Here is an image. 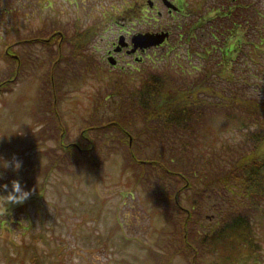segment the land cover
I'll list each match as a JSON object with an SVG mask.
<instances>
[{
  "label": "rangeland",
  "instance_id": "obj_1",
  "mask_svg": "<svg viewBox=\"0 0 264 264\" xmlns=\"http://www.w3.org/2000/svg\"><path fill=\"white\" fill-rule=\"evenodd\" d=\"M68 1L54 0L57 4L55 10H29L31 0H0V87L10 81L8 70L13 65L12 57L24 63L17 79L9 82V89H0V163L9 165L6 169L0 167L3 174L0 184H8L7 191L0 188V195L11 191L12 180L20 181L23 190L30 192L22 204L10 203L7 212L0 208V240L14 244L16 248L11 246L10 251L19 250L17 246L22 240L32 242L38 253L45 249L50 257L56 255L60 264H190V259L183 255H175L169 263L164 255L157 257L155 262L148 255L147 247L156 246L162 218L152 209L153 205L147 203L143 187L134 185L131 171L121 172L127 146L111 142L110 136L115 130L103 134L98 129L88 132L97 141L98 151L93 154V162L83 164L58 162L63 156L70 155L61 152L66 149L60 141L42 140L44 134L38 132L45 122H64L67 129L64 135H60L62 144L75 149L88 122L94 125L119 122L135 135L126 137L129 142L137 140L133 149L138 156L153 160L158 157L168 162L171 152L178 150L179 153L178 148L185 145L190 149V132H176L174 129L160 135L146 130L140 133L137 128L145 122H190V102L186 100L192 96L190 78L206 66L211 67V81L224 87L221 94L241 92L244 95L241 79L245 78L246 84L253 85V80L258 82V78L264 75V55H258L261 63H250L247 56L249 46H244L248 40L255 42L252 37L255 29H258L257 38L261 35L264 38V27L244 21L236 12L239 6L231 5L230 15L227 14L224 20L230 26L226 38L223 33L226 24L220 30L210 28V25L217 26L218 15H224L229 4L224 3L217 9L219 6L212 3L213 0H184L183 12L189 15L177 13L175 17L167 13L160 0H150V3L149 0H97L98 10L93 12L81 4L82 9L73 10L67 5ZM80 1L86 6L91 0ZM140 7L146 10L145 16L144 12L139 13ZM157 10L161 13L158 14ZM233 20L237 23L233 24ZM49 21L51 25L47 24ZM66 22L76 24L78 34L67 26V42L60 43L58 35L51 41L49 33L58 28L62 31ZM60 23L63 25L59 26ZM165 29L170 30L165 42L139 50L134 56L121 53L112 58L113 61L107 59V51L113 42L117 43L119 35L144 32L161 35ZM203 30L206 34L209 31L218 36L201 41L211 49L205 57L201 52L203 47L196 41ZM242 47L248 52L237 54ZM190 48H194L192 54ZM2 55L9 56L11 65ZM52 57L61 61L49 78ZM149 67L163 68L173 74V78L170 75L165 77L172 87L164 89L163 112H158V117L153 119H145V113L150 115L148 112L133 110L124 99L134 90L132 84L138 85ZM227 74L235 78L229 86L222 85ZM175 76L178 82L184 80L186 87L189 81V89L180 88L174 81ZM121 86L129 93L120 97L118 89ZM206 97L219 100L216 96ZM180 106L187 107L185 114L178 111ZM203 122H214L217 126L226 121L216 114L206 115ZM213 130L207 131V138L198 137L201 140L199 148L203 147L208 153L210 149L220 150L226 139L235 143L240 137L235 130ZM105 137L110 138L102 140ZM110 144L115 148L112 146L109 151H114L108 154ZM104 155L106 159L101 157ZM15 161L21 163L17 171L11 167ZM136 168L133 166V170ZM257 170L264 173V168ZM196 183L201 184L200 181ZM260 191H264V183ZM188 192L190 194L183 193L180 197L186 206L190 205L186 195L191 196V190ZM206 192V203L200 205L209 224L225 208L245 211L240 197L245 199L237 196L236 202L226 186H213ZM258 218L263 219L261 215ZM253 228L255 235L260 236L258 253L264 255V231ZM36 236L45 239L38 240ZM215 247L217 255L225 257L223 264H264V259L248 253L247 245L234 244L233 251L224 249L219 243ZM3 248L0 245V264H8L1 253ZM214 258L205 254L207 262Z\"/></svg>",
  "mask_w": 264,
  "mask_h": 264
},
{
  "label": "trees",
  "instance_id": "obj_2",
  "mask_svg": "<svg viewBox=\"0 0 264 264\" xmlns=\"http://www.w3.org/2000/svg\"><path fill=\"white\" fill-rule=\"evenodd\" d=\"M263 2L264 0H213L212 3L219 6L217 9L224 6V3L229 5L226 6L227 12L224 15H218L220 20L216 22L217 26L210 25V28L220 30L226 24L223 33L227 38L230 26H227V22L224 20H226L227 14L230 15L231 5L235 6L236 4L240 8L236 12L240 14L241 19L250 21L251 25L264 27ZM235 23H237V20H233V24ZM257 30L255 29V35H252L255 42L248 40L244 46H249L248 50L250 52L247 56L250 63H261L262 60L258 59V55H264V38L262 35L259 39L257 38ZM207 32L209 34H206L203 30L196 37L198 45L203 47L201 52L204 57L209 54L211 49L207 45H202L201 41L209 36L210 39L218 37L214 32ZM196 33L195 35H197ZM25 42L28 43V41ZM221 43H224L223 39ZM193 51L194 48H190L191 54ZM242 52L246 54L248 51L242 47L237 54L240 55ZM2 56L8 62V65H11L9 56ZM12 61L13 65L8 70L11 74L10 83L17 79L20 68L24 64L17 58L12 57ZM51 61L53 65L49 78L52 77V73L55 72L61 60L52 57ZM59 68L64 71L62 67ZM210 68L206 66V69L190 78V95L192 96H190V100L186 99L190 102V122H145L142 127L137 128L140 133L146 130L150 133L154 132V134L157 132L160 135L171 133L174 129L176 132L180 131L187 134L190 132V149L188 145H185L178 148L179 153H177L178 150L171 152L168 162L158 157L153 160L154 158L138 156V153L133 149V143L137 140L127 141V137H134L135 135L133 136L126 126L119 122H103L96 125L88 122V127L80 134L81 142L75 149L65 147L62 144L60 135H64L65 129H67L64 122H45V125L38 132L39 135L44 134L41 137L42 140L60 141L61 146L66 149L61 152L70 155L69 157L63 156L58 162L68 161L72 164H83L93 162L95 159L93 154L98 151L97 141L89 136L88 132L98 129L103 134L115 130V133L110 136L111 142L116 141L127 146L126 161L120 168L122 169L121 172L131 171L134 185L139 184L141 188L143 187L147 203L150 206L153 205L152 209L158 217L162 218V225L157 232L158 239L155 241L156 246L147 247L148 255L154 262L157 257L162 255L166 257L167 263L175 255H183L187 260L190 259V264H223L225 257L220 254L217 255L215 247L217 243L222 244V247H225L224 249L228 248L231 251H233L234 244L247 245L248 253L256 258L261 257L264 259V255L258 253L261 248L260 236L255 235L253 228L255 227L256 231H264V191H260L261 184L264 183V173H259L257 170L258 168H264V75L258 78V82L252 81L256 87L246 84L247 79H241V82L244 83L242 84L244 95L241 92L221 94V88L224 87L216 85L213 80L211 81ZM61 75L58 74V76ZM168 75L173 78L170 71H163V68L149 67L140 77L138 85L131 83L134 89L131 91L132 93L127 92L124 86H121L118 89V95L121 97V95L129 93L127 94L129 96L124 99L129 106L133 107V110L139 113L148 112L150 115L145 113V119H153L154 116L157 118L158 112H163L162 101L164 99L162 95L165 93L164 89L172 87L171 84L166 82L165 77ZM227 76L228 74L222 81L224 82L222 85L229 86L235 82L232 74ZM124 80L127 81V78ZM174 81L180 88L189 89V81L185 84L188 87L184 86V80L178 82L176 76ZM9 82L1 84L0 89L6 90L10 84ZM181 90L178 89V91ZM206 95L216 96L219 100L207 99ZM186 109V106H180L178 111L180 114H185ZM216 114L223 116L226 122H221L217 126L214 122H203L206 115L215 116ZM219 128L235 130L240 137L235 143H229L226 139L221 144L220 150L210 149V153L204 150L203 147L199 148L201 140L199 141L198 137L202 135L203 138H207V131H214L213 129ZM110 137H105L102 140L107 141ZM184 143L187 144V142ZM112 146L115 148L113 144L107 146L108 154L114 151H109ZM189 150L190 156L188 155ZM101 157L106 159L105 155ZM129 164L134 167L137 166V168L133 170V166ZM196 181H200L201 184L196 183ZM222 185L229 188L236 202L237 196H242L245 199L242 200L240 197L241 205L245 207V211L235 207L225 208L218 213L216 220L209 224V219L205 220L200 204L206 203L205 197L208 192L205 193V191L207 189ZM188 189L191 190V196L187 194L186 199L190 202V205L186 206L180 197L183 193H189ZM260 215L263 219L258 218ZM36 238L38 240L45 239L43 236H36ZM0 245L4 247L1 253L8 264L61 263L57 260L56 255L50 257L49 252L45 249L40 250L38 253L34 249V244L29 241L22 240L21 244L17 246L19 250L13 249L10 251L8 249L11 246L16 248L12 242L0 240ZM205 254L214 256V260L207 262ZM216 255L220 258V261ZM9 256L15 258L11 257L9 260Z\"/></svg>",
  "mask_w": 264,
  "mask_h": 264
},
{
  "label": "flooded vegetation",
  "instance_id": "obj_3",
  "mask_svg": "<svg viewBox=\"0 0 264 264\" xmlns=\"http://www.w3.org/2000/svg\"><path fill=\"white\" fill-rule=\"evenodd\" d=\"M63 1H64V3H66L65 0H63ZM87 1H89V0H87ZM96 1L97 0H91L89 2V5L86 4V6H85V3L83 4L80 0H69L67 5H69L73 10L82 9L81 8V5H82L83 8H87L88 11H92L93 12V11H97L98 10V8H97L98 5L96 4ZM160 1L166 7L167 13L169 15L173 16V17H175V15L177 13H181L182 15H185V16L189 15L188 12H186V13L183 12L184 8H183L182 5L184 3V0H171V1H169V0H160ZM83 2H84V0H83ZM149 3H150V0H149ZM56 5L57 4L54 2V0H31V4H30V7H29V10L30 9L35 10V9H40V8H42V9L43 8H48L50 10H55V9H57ZM151 5H154V3L152 1H151ZM185 5L189 6L188 3H185ZM188 9H190V8H188ZM145 11L146 10L144 8H141V7L139 8V13H143L144 12L143 16H145ZM157 13L160 14L161 13L160 10H157ZM47 24L51 25L50 21L47 22ZM62 25H63V23L59 24V26H62ZM67 26L70 27V28L72 27V29H74L75 32L78 34V26L76 24H72L71 25V24L66 22L64 24V26H63V29H62L63 32L61 31V29L58 28L61 31V33L54 34L56 32H60L58 29H56L54 32H50L49 33V39L52 41L54 39V37L56 35H58L59 36V40H61L60 43L62 41L67 42V36H66L67 35ZM164 31L169 33V35H170V30L169 29H165ZM133 35H130V34H127V36L122 35L124 37V44H122V45H118V43L113 42L112 43V48L107 51V57L115 59L116 55L117 54H121V53H128V54H132L134 56L139 50L140 51H144L145 49H148L147 47H136V48H134L135 44L132 42ZM119 37H120V35L118 36V38ZM118 38H117V42H118Z\"/></svg>",
  "mask_w": 264,
  "mask_h": 264
},
{
  "label": "clouds",
  "instance_id": "obj_4",
  "mask_svg": "<svg viewBox=\"0 0 264 264\" xmlns=\"http://www.w3.org/2000/svg\"><path fill=\"white\" fill-rule=\"evenodd\" d=\"M20 131V128L17 132ZM0 167L8 168L9 165L7 163H0ZM13 171H17L21 167V163L19 161H15L11 165ZM3 178V174L0 173V179ZM0 188L7 191L8 184H0ZM30 195L29 191H25L22 188L20 181L12 180L11 181V191L7 192V195H0V208H3L5 212H7L8 205L11 204H22L25 200L28 199Z\"/></svg>",
  "mask_w": 264,
  "mask_h": 264
},
{
  "label": "water",
  "instance_id": "obj_5",
  "mask_svg": "<svg viewBox=\"0 0 264 264\" xmlns=\"http://www.w3.org/2000/svg\"><path fill=\"white\" fill-rule=\"evenodd\" d=\"M167 33H162L159 35L158 33H151V32H145V33H138L133 35L132 42L135 44L134 48L136 47H148L151 45H156L161 43ZM118 43L120 45L124 44L123 37L119 38ZM110 61H113V59L109 58Z\"/></svg>",
  "mask_w": 264,
  "mask_h": 264
}]
</instances>
